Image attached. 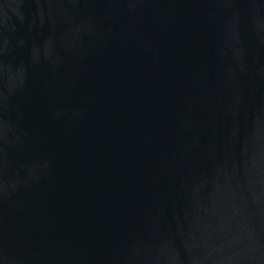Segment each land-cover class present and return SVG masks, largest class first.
Returning a JSON list of instances; mask_svg holds the SVG:
<instances>
[{"label":"water","instance_id":"obj_1","mask_svg":"<svg viewBox=\"0 0 264 264\" xmlns=\"http://www.w3.org/2000/svg\"><path fill=\"white\" fill-rule=\"evenodd\" d=\"M0 264H264V0H0Z\"/></svg>","mask_w":264,"mask_h":264}]
</instances>
